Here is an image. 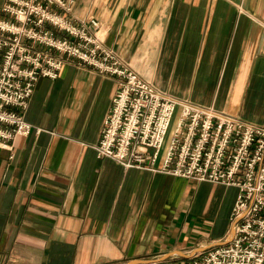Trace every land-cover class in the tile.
<instances>
[{"label":"crops","instance_id":"1","mask_svg":"<svg viewBox=\"0 0 264 264\" xmlns=\"http://www.w3.org/2000/svg\"><path fill=\"white\" fill-rule=\"evenodd\" d=\"M63 15L94 19L155 89L264 126V0H74ZM117 82L73 59L37 81L31 133L0 149V264H178L231 242L235 187L97 158Z\"/></svg>","mask_w":264,"mask_h":264},{"label":"built area","instance_id":"2","mask_svg":"<svg viewBox=\"0 0 264 264\" xmlns=\"http://www.w3.org/2000/svg\"><path fill=\"white\" fill-rule=\"evenodd\" d=\"M73 3L5 0L2 5L6 19H0V149L10 151L15 138L31 133L22 112L37 81L55 80L66 59L115 76L117 88L96 147L97 158L125 169L238 191L228 246L178 264H264V126L181 102L155 89L103 45L94 19L74 23L64 17Z\"/></svg>","mask_w":264,"mask_h":264},{"label":"bare ground","instance_id":"3","mask_svg":"<svg viewBox=\"0 0 264 264\" xmlns=\"http://www.w3.org/2000/svg\"><path fill=\"white\" fill-rule=\"evenodd\" d=\"M242 120V119H241ZM244 121V120H243ZM186 180V179H185ZM190 181V180H189ZM196 182V181H195ZM229 187H231V186H229Z\"/></svg>","mask_w":264,"mask_h":264},{"label":"rangeland","instance_id":"4","mask_svg":"<svg viewBox=\"0 0 264 264\" xmlns=\"http://www.w3.org/2000/svg\"><path fill=\"white\" fill-rule=\"evenodd\" d=\"M96 33V32H95ZM175 118H176V115H175Z\"/></svg>","mask_w":264,"mask_h":264}]
</instances>
